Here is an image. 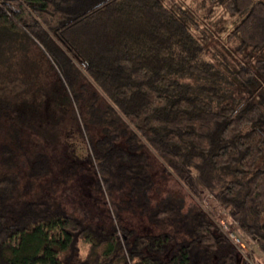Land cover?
<instances>
[{
	"label": "trees",
	"instance_id": "1",
	"mask_svg": "<svg viewBox=\"0 0 264 264\" xmlns=\"http://www.w3.org/2000/svg\"><path fill=\"white\" fill-rule=\"evenodd\" d=\"M187 1L0 0V51L26 36L49 60L83 118L91 187L109 213L90 223L55 202L72 177H52L45 153L22 173L14 128L0 139V264H251L204 195L264 257V0H199L241 16L223 41ZM6 81L0 71V121L16 115ZM151 152L197 201L189 213L176 198L148 201ZM125 213L159 231L138 232Z\"/></svg>",
	"mask_w": 264,
	"mask_h": 264
},
{
	"label": "rangeland",
	"instance_id": "2",
	"mask_svg": "<svg viewBox=\"0 0 264 264\" xmlns=\"http://www.w3.org/2000/svg\"><path fill=\"white\" fill-rule=\"evenodd\" d=\"M187 3L194 10L200 24L202 20L211 25L222 41L234 23L241 19V16L224 15L216 6L199 0H188ZM8 43L0 51L1 60L3 59L0 71L6 75L7 93L10 92L14 96L15 100L12 102L16 115L0 121V139L11 140L15 128L23 146L19 157L21 172L25 173L29 159L40 153L47 154L53 162L52 177L61 176L65 170L72 177L64 187H57L52 193L55 202L90 223L109 222L106 199L93 192L91 187L94 176L82 125L83 118L78 115L76 106L69 104L68 92L61 78L43 52L28 37L13 36ZM212 44L215 47L217 43L212 42ZM237 44L238 41H234L229 45L235 48ZM247 53H250L249 49H245L241 55ZM251 56H256V53H251ZM232 87L237 88L236 85ZM232 87L230 85L231 89ZM102 107L98 109L102 111ZM87 130L92 132L89 133L91 139L100 136V133L96 134L100 131L98 126L92 127L91 130L88 126ZM150 154L152 185L146 191L148 201L155 205L159 201L176 198L180 203L182 214L189 213L197 201L172 173L163 171V162L154 153ZM74 173L78 174L76 178ZM51 180L52 178L47 177L40 182H51ZM200 205L216 222L224 220L232 225L226 211L217 205L211 196L204 195ZM124 222L141 233L154 234L159 231L145 217L131 213L124 214ZM231 228L242 237L239 239L237 234H234L240 242L242 243L241 240L245 242L241 247L239 243L229 239L240 254L252 264H264L262 254L256 252L254 258L250 255V251L257 247L252 239L245 237L238 225H233ZM86 248L87 245L83 243L82 254H85Z\"/></svg>",
	"mask_w": 264,
	"mask_h": 264
},
{
	"label": "built area",
	"instance_id": "3",
	"mask_svg": "<svg viewBox=\"0 0 264 264\" xmlns=\"http://www.w3.org/2000/svg\"><path fill=\"white\" fill-rule=\"evenodd\" d=\"M231 221V223H232V225L231 224H228V222H226V221H224V220H220V221H218L217 222V224H218V227L221 229V231L229 238V239H231L232 241L234 240V241H236L237 243H239L240 245H241V247H243V243H245L243 240H241L242 241V243L240 242V240L239 239H241L242 237L241 236H239L235 231H234V229L232 230V228H231V226H233V225H235V226H237L238 224L235 222V221H232V220H230ZM239 238H237L235 235ZM245 237H247V238H249V239H251L250 237H248L247 235H245L244 233H242ZM242 235V236H243ZM233 241V242H234ZM253 241V240H252ZM255 245V244H254ZM256 249H257V247H256ZM252 264V263H251Z\"/></svg>",
	"mask_w": 264,
	"mask_h": 264
}]
</instances>
